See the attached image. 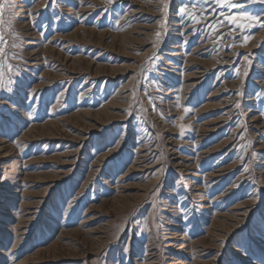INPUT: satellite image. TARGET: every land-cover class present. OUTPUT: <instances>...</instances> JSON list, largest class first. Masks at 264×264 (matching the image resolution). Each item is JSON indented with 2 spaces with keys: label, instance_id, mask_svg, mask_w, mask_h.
Listing matches in <instances>:
<instances>
[{
  "label": "rangeland",
  "instance_id": "obj_1",
  "mask_svg": "<svg viewBox=\"0 0 264 264\" xmlns=\"http://www.w3.org/2000/svg\"><path fill=\"white\" fill-rule=\"evenodd\" d=\"M232 2L0 0V264H264V3Z\"/></svg>",
  "mask_w": 264,
  "mask_h": 264
},
{
  "label": "snow or ice",
  "instance_id": "obj_2",
  "mask_svg": "<svg viewBox=\"0 0 264 264\" xmlns=\"http://www.w3.org/2000/svg\"><path fill=\"white\" fill-rule=\"evenodd\" d=\"M212 3H215L217 5V7H221V8H225V7H228V8H231V7H234L236 6L232 0H211ZM251 2L253 3H256V2H260V3H264V0H251ZM182 17L185 15V12L183 9L180 10V13H179ZM235 18H232L230 19L228 22L229 23H232L233 20ZM241 19L243 20H248L251 22L252 26H255V27H264V25H260V24H257L252 17L250 16H243L241 17ZM5 24V20L0 18V26L4 25ZM236 27H243V25H235ZM159 35V34H157ZM248 41L245 40V43H247ZM3 43H5L4 39H3V33L2 31H0V45H2ZM246 170V169H245Z\"/></svg>",
  "mask_w": 264,
  "mask_h": 264
},
{
  "label": "bare ground",
  "instance_id": "obj_3",
  "mask_svg": "<svg viewBox=\"0 0 264 264\" xmlns=\"http://www.w3.org/2000/svg\"><path fill=\"white\" fill-rule=\"evenodd\" d=\"M248 5V4H247ZM264 16V15H263Z\"/></svg>",
  "mask_w": 264,
  "mask_h": 264
}]
</instances>
